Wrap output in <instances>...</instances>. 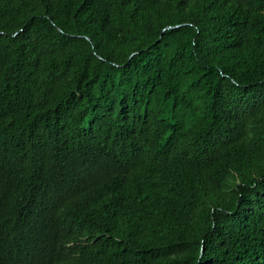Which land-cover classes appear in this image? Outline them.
Returning <instances> with one entry per match:
<instances>
[{"label":"trees","instance_id":"obj_1","mask_svg":"<svg viewBox=\"0 0 264 264\" xmlns=\"http://www.w3.org/2000/svg\"><path fill=\"white\" fill-rule=\"evenodd\" d=\"M0 264H264V0H0Z\"/></svg>","mask_w":264,"mask_h":264},{"label":"water","instance_id":"obj_2","mask_svg":"<svg viewBox=\"0 0 264 264\" xmlns=\"http://www.w3.org/2000/svg\"><path fill=\"white\" fill-rule=\"evenodd\" d=\"M168 28H172L171 26H169ZM90 40V39H89Z\"/></svg>","mask_w":264,"mask_h":264}]
</instances>
